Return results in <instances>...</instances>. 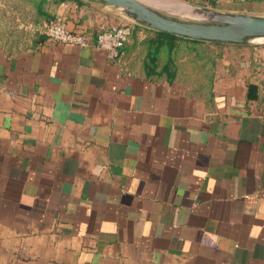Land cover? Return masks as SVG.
<instances>
[{"label": "crops", "instance_id": "0c3cea01", "mask_svg": "<svg viewBox=\"0 0 264 264\" xmlns=\"http://www.w3.org/2000/svg\"><path fill=\"white\" fill-rule=\"evenodd\" d=\"M52 12L89 43L0 38V264H264V44L172 39L90 0ZM123 23L115 61L94 43ZM164 42L172 67L146 69Z\"/></svg>", "mask_w": 264, "mask_h": 264}, {"label": "water", "instance_id": "95a60500", "mask_svg": "<svg viewBox=\"0 0 264 264\" xmlns=\"http://www.w3.org/2000/svg\"><path fill=\"white\" fill-rule=\"evenodd\" d=\"M132 22L188 39L228 44H264V16L231 13L183 0H90Z\"/></svg>", "mask_w": 264, "mask_h": 264}, {"label": "built area", "instance_id": "2783aa9c", "mask_svg": "<svg viewBox=\"0 0 264 264\" xmlns=\"http://www.w3.org/2000/svg\"><path fill=\"white\" fill-rule=\"evenodd\" d=\"M31 26L34 32L45 35L54 42L87 45L90 40L87 33L71 30L67 21L62 17L40 24H32ZM132 31L133 26L130 23L104 27L99 31L94 45L96 48L105 51L110 59L119 60L121 50L129 40Z\"/></svg>", "mask_w": 264, "mask_h": 264}, {"label": "rangeland", "instance_id": "374dc122", "mask_svg": "<svg viewBox=\"0 0 264 264\" xmlns=\"http://www.w3.org/2000/svg\"><path fill=\"white\" fill-rule=\"evenodd\" d=\"M31 3L25 0H0V38L23 45L36 35L29 11Z\"/></svg>", "mask_w": 264, "mask_h": 264}, {"label": "trees", "instance_id": "16d2710c", "mask_svg": "<svg viewBox=\"0 0 264 264\" xmlns=\"http://www.w3.org/2000/svg\"><path fill=\"white\" fill-rule=\"evenodd\" d=\"M31 1H32L30 6L31 10L29 11L30 16L35 24H40L45 21H51L56 19L54 18V14L52 12L53 6L58 5L59 3L66 0H31ZM161 34L171 37L172 39H181L183 41L190 40L174 34H167L163 32H161ZM149 40H150L149 38H146L145 42L147 43ZM149 50L150 52L147 54L145 61L146 69L149 70L151 68H160L161 66H163V69L167 70L169 67H172L173 64L172 56L174 55L175 52V47L173 45L164 42L159 48L155 45L154 48H151Z\"/></svg>", "mask_w": 264, "mask_h": 264}]
</instances>
